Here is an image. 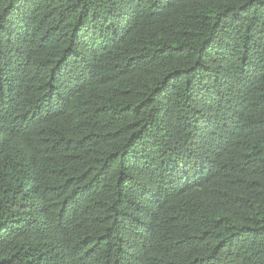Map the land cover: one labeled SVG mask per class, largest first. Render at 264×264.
<instances>
[{"label": "trees", "instance_id": "16d2710c", "mask_svg": "<svg viewBox=\"0 0 264 264\" xmlns=\"http://www.w3.org/2000/svg\"><path fill=\"white\" fill-rule=\"evenodd\" d=\"M0 264H264V0H0Z\"/></svg>", "mask_w": 264, "mask_h": 264}]
</instances>
